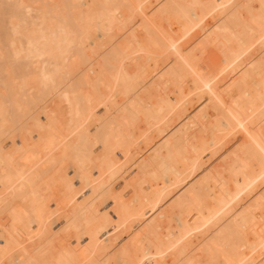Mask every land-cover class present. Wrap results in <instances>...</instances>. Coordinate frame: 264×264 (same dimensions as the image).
<instances>
[{"label":"bare ground","instance_id":"bare-ground-1","mask_svg":"<svg viewBox=\"0 0 264 264\" xmlns=\"http://www.w3.org/2000/svg\"><path fill=\"white\" fill-rule=\"evenodd\" d=\"M0 264H264L262 0H0Z\"/></svg>","mask_w":264,"mask_h":264},{"label":"snow or ice","instance_id":"snow-or-ice-1","mask_svg":"<svg viewBox=\"0 0 264 264\" xmlns=\"http://www.w3.org/2000/svg\"><path fill=\"white\" fill-rule=\"evenodd\" d=\"M5 9H11V20L13 25H15L17 18L19 16L20 13L22 12H26V14L28 16H31L33 14V6L24 4V3H15V4H11V5H5L4 6ZM36 7H39V5H37ZM262 10H264V0H262ZM6 19L8 18L7 16V11H6Z\"/></svg>","mask_w":264,"mask_h":264},{"label":"rangeland","instance_id":"rangeland-1","mask_svg":"<svg viewBox=\"0 0 264 264\" xmlns=\"http://www.w3.org/2000/svg\"><path fill=\"white\" fill-rule=\"evenodd\" d=\"M97 113H99V111H98ZM101 113H102V112H100V114H101ZM100 114H98V115H100ZM206 155H208V156H206ZM211 155H213L214 157H211ZM217 155H218V153L215 154V155H214V154L206 153V154H205V159H206V160L208 159L210 162H209L208 160H207V162H209L211 165H216V164L222 162L221 160L218 159V156H219V155H218V156H217ZM209 157H210V158H209ZM209 163L206 164V165H210ZM123 181H124V180H121V181L118 182V185H119L118 187L123 186V185L125 184V182H123ZM129 190H130V188H129L128 190L125 191V195H126V196H129V194H128ZM84 193H86V191H85ZM109 204H110V205H109ZM111 204H112L111 201L107 202V203L104 205V209H106V208L109 209V208L112 206ZM114 229H115V227L112 226V230H114ZM74 242H75V241H74ZM75 243H76V242H75Z\"/></svg>","mask_w":264,"mask_h":264}]
</instances>
